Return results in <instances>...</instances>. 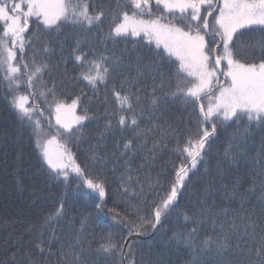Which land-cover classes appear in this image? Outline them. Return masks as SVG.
<instances>
[{
	"label": "snow or ice",
	"instance_id": "6c2138e0",
	"mask_svg": "<svg viewBox=\"0 0 264 264\" xmlns=\"http://www.w3.org/2000/svg\"><path fill=\"white\" fill-rule=\"evenodd\" d=\"M0 84V264H264V0H0Z\"/></svg>",
	"mask_w": 264,
	"mask_h": 264
},
{
	"label": "trees",
	"instance_id": "16d2710c",
	"mask_svg": "<svg viewBox=\"0 0 264 264\" xmlns=\"http://www.w3.org/2000/svg\"><path fill=\"white\" fill-rule=\"evenodd\" d=\"M155 10V9H154ZM3 89L4 85L0 84V110H3L5 107V101L3 99ZM179 101L177 105L179 106ZM43 107V106H42ZM49 113L47 111L44 112L43 117L37 116L36 119H41L42 125L47 128V117ZM54 123V117H53ZM62 143V141H61ZM73 151L76 152L77 149L73 147ZM78 159L82 160L83 156L78 155ZM25 183H29L27 179H25ZM73 186H75V181H73ZM19 203L16 200V190H15V182L14 179L9 176L5 175L2 170H0V213L9 214L14 208V203ZM85 203V202H81ZM114 207V204L111 199L108 200L107 208ZM85 210L92 214L93 218V226L96 227L97 232H100V229L105 225H109L111 223V217L105 215L104 213L97 212V210L91 206V202H87L85 206ZM165 227H170V225L166 222ZM168 235H171L169 232ZM166 239V237H165ZM139 243L143 246L144 254L147 255L150 251L156 250L159 248L158 240L154 239L151 235L141 237ZM152 244V249L149 248V244ZM139 258V253L138 257Z\"/></svg>",
	"mask_w": 264,
	"mask_h": 264
},
{
	"label": "rangeland",
	"instance_id": "374dc122",
	"mask_svg": "<svg viewBox=\"0 0 264 264\" xmlns=\"http://www.w3.org/2000/svg\"><path fill=\"white\" fill-rule=\"evenodd\" d=\"M51 148H52V151H53V152H57V151H59V148H58V145H57V144H53V145L51 146Z\"/></svg>",
	"mask_w": 264,
	"mask_h": 264
}]
</instances>
